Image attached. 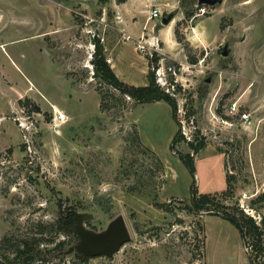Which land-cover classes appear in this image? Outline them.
Wrapping results in <instances>:
<instances>
[{"label": "rangeland", "instance_id": "374dc122", "mask_svg": "<svg viewBox=\"0 0 264 264\" xmlns=\"http://www.w3.org/2000/svg\"><path fill=\"white\" fill-rule=\"evenodd\" d=\"M214 1L0 0V240L38 238L63 203L95 233L122 217L131 238L110 258L48 264H250L233 224L189 212L179 159L193 155L199 194L221 198L232 177L225 205L264 193V0ZM96 44L129 85L176 66L180 127L166 102L138 104L94 78Z\"/></svg>", "mask_w": 264, "mask_h": 264}, {"label": "trees", "instance_id": "16d2710c", "mask_svg": "<svg viewBox=\"0 0 264 264\" xmlns=\"http://www.w3.org/2000/svg\"><path fill=\"white\" fill-rule=\"evenodd\" d=\"M125 2V0H119ZM157 60V59H156ZM191 62H196L192 59ZM92 64L94 67V78L102 80L104 83L112 86L127 95L138 104H149L159 101L166 102L172 111V116L177 126L180 127V121L177 118L178 103L176 98L166 93L156 82L155 71H149L147 75V84L144 86L129 85L118 78L113 69L106 63L102 53V47L99 44L95 46ZM181 91V88L179 89ZM184 141L180 128L173 137L170 150H174L175 145ZM188 147L198 153L203 147V142L189 141ZM180 161L187 167L192 175L193 181L190 188V202L187 207L191 213L205 212L208 215L218 216L231 224H233L240 232L242 238H246L253 246V253L249 254L250 264H264V221L257 226L252 218L248 217L239 210L236 205H225L226 201L233 191L231 186V178L227 175V188L223 192L221 198L219 193L215 194H199L195 187V159L191 153L179 154ZM264 193L259 195L251 203L256 209L263 208ZM59 215L54 223L40 224L38 234L39 237H23L15 238L14 233L5 235L0 240V264H48L53 258H60L66 254L70 247L76 245L80 239L77 235L76 220L74 212L67 209L63 211V203L57 204ZM55 234V237H52ZM50 235V238L45 236ZM54 238V239H52ZM62 238V239H59ZM7 249V250H6ZM11 251L13 258L5 253ZM76 257L86 262L91 258L88 255L75 251Z\"/></svg>", "mask_w": 264, "mask_h": 264}, {"label": "water", "instance_id": "95a60500", "mask_svg": "<svg viewBox=\"0 0 264 264\" xmlns=\"http://www.w3.org/2000/svg\"><path fill=\"white\" fill-rule=\"evenodd\" d=\"M200 4H213L214 0H199ZM174 15L170 14L162 20V23L169 24ZM89 216L75 214L76 233L79 236L80 242L72 247L66 253L78 251L90 257L106 256L112 257L117 253L122 246L130 240V233L125 220L122 217H117L111 222L109 227L102 233L88 231L83 226V221Z\"/></svg>", "mask_w": 264, "mask_h": 264}, {"label": "built area", "instance_id": "2783aa9c", "mask_svg": "<svg viewBox=\"0 0 264 264\" xmlns=\"http://www.w3.org/2000/svg\"><path fill=\"white\" fill-rule=\"evenodd\" d=\"M161 16V13L158 9H154L151 11L149 19H157ZM126 40H130L131 36L127 35L125 36ZM138 48L143 51L146 50L148 47L147 41L145 40L144 36H141L139 39H137ZM110 62V61H108ZM179 69H177L174 65L169 66H159V68L156 70V82L157 84L170 96L176 98L177 95L180 93V87H183V84L180 81L179 77ZM183 90V89H182ZM254 198V196H250L248 200L251 201V199ZM239 207L241 210H243L244 214L248 217L252 218L253 221L257 226H260L261 223L264 221V208L262 209H256L251 206V204L246 203L244 201H241L239 203ZM245 246L249 254L253 253V246L249 242V240L246 238L245 240Z\"/></svg>", "mask_w": 264, "mask_h": 264}, {"label": "crops", "instance_id": "0c3cea01", "mask_svg": "<svg viewBox=\"0 0 264 264\" xmlns=\"http://www.w3.org/2000/svg\"><path fill=\"white\" fill-rule=\"evenodd\" d=\"M142 86H144V85H142ZM263 261H264V258H263Z\"/></svg>", "mask_w": 264, "mask_h": 264}]
</instances>
